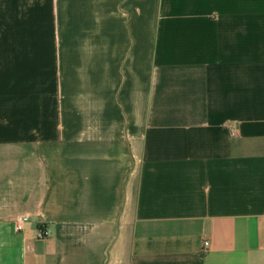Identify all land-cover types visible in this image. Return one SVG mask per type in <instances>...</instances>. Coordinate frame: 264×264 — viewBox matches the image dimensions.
I'll use <instances>...</instances> for the list:
<instances>
[{"label":"crops","instance_id":"0c3cea01","mask_svg":"<svg viewBox=\"0 0 264 264\" xmlns=\"http://www.w3.org/2000/svg\"><path fill=\"white\" fill-rule=\"evenodd\" d=\"M0 264H264V0H0Z\"/></svg>","mask_w":264,"mask_h":264},{"label":"built area","instance_id":"2783aa9c","mask_svg":"<svg viewBox=\"0 0 264 264\" xmlns=\"http://www.w3.org/2000/svg\"><path fill=\"white\" fill-rule=\"evenodd\" d=\"M21 220L22 218L21 217H18L16 219V222H17V228L20 230L22 229V225H21ZM43 235V231H39V236ZM209 244V242L207 240L204 241V246H207Z\"/></svg>","mask_w":264,"mask_h":264}]
</instances>
